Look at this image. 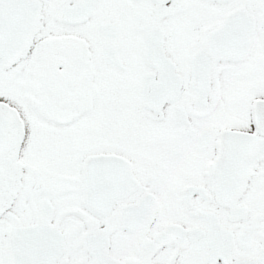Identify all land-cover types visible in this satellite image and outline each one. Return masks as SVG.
I'll list each match as a JSON object with an SVG mask.
<instances>
[{
  "label": "snow or ice",
  "instance_id": "snow-or-ice-1",
  "mask_svg": "<svg viewBox=\"0 0 264 264\" xmlns=\"http://www.w3.org/2000/svg\"><path fill=\"white\" fill-rule=\"evenodd\" d=\"M0 264H264V0H0Z\"/></svg>",
  "mask_w": 264,
  "mask_h": 264
}]
</instances>
